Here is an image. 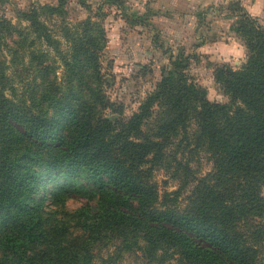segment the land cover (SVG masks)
Masks as SVG:
<instances>
[{"label": "trees", "instance_id": "trees-1", "mask_svg": "<svg viewBox=\"0 0 264 264\" xmlns=\"http://www.w3.org/2000/svg\"><path fill=\"white\" fill-rule=\"evenodd\" d=\"M63 2L22 13L49 44L54 40L40 11L53 15ZM225 8L235 16L232 30L246 48L242 66L213 65L214 81L227 101L207 98L188 70L195 55L179 50L170 54L137 111L127 119L104 118L96 110L107 101L96 83L106 37L90 19L76 26L70 54L62 60L70 71L65 93L48 88L52 113L0 97V246L8 253L0 264H91L89 250L106 234L139 249L149 264H163L174 254L184 264H264V27L239 1ZM41 65L45 74L51 72L46 60ZM51 81L45 75L44 83ZM65 118L72 122L67 135L60 132ZM191 123L194 144H204L210 154L211 172L196 180L184 211L161 208L143 166L162 163L170 138ZM36 149L48 152L42 161L47 173L81 174L99 191L111 187L115 195L107 205L81 208L83 238L54 253L48 249L52 242L37 247L46 233L39 210L26 203L42 176L31 165L41 162Z\"/></svg>", "mask_w": 264, "mask_h": 264}, {"label": "rangeland", "instance_id": "rangeland-1", "mask_svg": "<svg viewBox=\"0 0 264 264\" xmlns=\"http://www.w3.org/2000/svg\"><path fill=\"white\" fill-rule=\"evenodd\" d=\"M57 1L0 0V97L6 98L11 104L17 106L25 104L27 107L30 106L28 108L32 111L46 109L52 113L47 99L48 88L59 87V92L65 93L70 71L62 60L69 56L71 39L78 33L76 26L80 27L83 20L93 21L103 30L106 37L105 45L98 53L100 79L96 86L100 88L107 104L97 107L96 112L109 120L127 119L138 110L141 101L155 89L161 78V68L169 63L170 54L175 56L179 50L190 56L195 53L190 46L161 45L157 38L156 44L152 46L127 44L134 41L136 30L129 31L126 28L129 26L119 25L115 27L112 25L111 28V24L116 22L115 15L109 8H106L108 13L105 9L100 13L99 9L95 8L97 5L93 4L94 0H91V3L89 0H64L60 11L53 15L40 11V21L54 40L49 44L43 37H38V33L33 32L30 22L22 13L29 12L35 6L57 4ZM212 16L213 14H210V17ZM146 19L148 18L145 17L140 25L148 28L152 22ZM4 20L10 25L5 27L1 23ZM95 31L97 32V29ZM128 34L132 36L127 37ZM147 37H149L147 33H144L142 36L144 43ZM202 49L200 54H206L205 47ZM42 60H46V64L50 66L49 74L44 73ZM244 61L245 59L238 66L233 61H229V64L233 68H238ZM215 63L221 62H213L204 57L193 58L188 70L197 83L206 90L208 99L224 102L228 97L213 78ZM45 75L47 79L52 80L51 85L44 83ZM69 120L67 118L62 120L60 132L63 135H67L72 128V122ZM147 121L150 123V119ZM195 135L196 125L191 123L187 129L179 130L170 138L162 163L157 165L146 162L143 166L149 169L148 182L155 187L157 203L161 208L176 207L184 211L189 206L192 187L196 180L211 172L210 154L204 144L201 146L194 144ZM25 138L21 136L22 140ZM24 148L23 144L19 152ZM35 152L41 162L36 164L34 160L31 165L41 171L42 176L26 203L31 208L39 210L40 224L46 233L43 241L37 243V247L52 242L48 249L54 253L63 243L75 244L74 241L83 238V235L80 236L81 216L78 213L81 208L87 207L89 210V206L97 203L107 205L108 202L115 200V195L111 187L99 191L91 180L81 174L72 173L67 176L59 170L54 174L47 173L42 161L47 159L48 152L45 149H36ZM56 193L58 195L55 196ZM1 237L0 233V240ZM51 238L54 242L50 241ZM89 251L92 253L91 264H149L142 258L139 249L124 247L115 234H106L94 240ZM6 255L8 253L0 246V260ZM163 264L184 263L179 260L177 254H174Z\"/></svg>", "mask_w": 264, "mask_h": 264}, {"label": "crops", "instance_id": "crops-1", "mask_svg": "<svg viewBox=\"0 0 264 264\" xmlns=\"http://www.w3.org/2000/svg\"><path fill=\"white\" fill-rule=\"evenodd\" d=\"M231 1H239L264 27V0H94L93 4L100 13L104 9L108 13L106 8H109L115 15L116 22L111 28L119 25L129 26L126 27L129 31L136 30L134 41L127 43L131 46H152L157 38L161 45L169 47L190 46L196 59L233 61L238 66L246 57V48L232 30L235 16L225 8ZM145 17L152 22L148 28L140 25ZM144 33L149 36L146 43L142 38ZM204 47L207 53L201 55Z\"/></svg>", "mask_w": 264, "mask_h": 264}]
</instances>
